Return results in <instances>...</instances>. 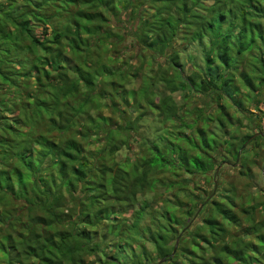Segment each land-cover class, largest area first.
<instances>
[{
	"label": "trees",
	"instance_id": "1",
	"mask_svg": "<svg viewBox=\"0 0 264 264\" xmlns=\"http://www.w3.org/2000/svg\"><path fill=\"white\" fill-rule=\"evenodd\" d=\"M262 19L264 0H0V264H264V203L215 184L264 163ZM153 186L187 193L153 208Z\"/></svg>",
	"mask_w": 264,
	"mask_h": 264
},
{
	"label": "rangeland",
	"instance_id": "2",
	"mask_svg": "<svg viewBox=\"0 0 264 264\" xmlns=\"http://www.w3.org/2000/svg\"><path fill=\"white\" fill-rule=\"evenodd\" d=\"M262 21L264 22V19H262ZM128 42L130 41L129 39L127 40ZM176 101L181 104L182 100L180 95H175ZM264 109V108H262ZM262 127L264 129V123L262 124ZM138 149H136L137 151ZM136 155V152H134ZM135 155L133 154V156L131 158H135ZM262 157H264V148H263V152L260 155ZM251 158V155H250ZM118 159L120 161H123L125 159V154L121 153L118 156ZM130 159V158H129ZM263 164L261 158H257L256 159V165L252 167V170L250 172V176L249 178H242L239 176V171L237 168H230L227 166L224 167L223 172L221 173V177L217 178L215 180V184H218V182L221 185H229L230 183H232V185H234L235 187H237L238 189V193L239 196L240 194H242L241 196L243 197H247V194H254L255 197L257 198L258 201H260L262 204L264 203V198H263V189H264V169H263ZM217 174V173H216ZM203 181H205L204 178H201L200 182L201 184H203ZM209 185L206 184V190L209 189ZM187 192H176L173 194V192H163V188L160 186H153L152 189L147 192L145 195L149 198V200L152 202L153 208H158L163 204V200L164 199H168L169 200V205H171L172 208L177 210V204L175 202V196L177 198H181V201H184L183 197L184 195H186ZM237 199V198H236ZM244 200V198H243ZM237 202H239V200H236ZM244 205H247L248 203L243 202ZM182 212H177V216L178 217H182L181 216ZM264 219V214L260 215V214H256V219H258L259 221L261 219ZM129 219V218H127ZM199 219H197V214L193 216L192 220L189 222V228L191 227V225L195 222H197ZM142 225L147 226V224L149 223L148 218H145L142 222ZM178 242L179 240H177V245L176 248L178 246ZM186 244V241H185ZM145 248H146V253L149 254L151 252V247L149 245L145 244ZM139 247L136 249L138 250ZM197 255H200V252L196 251ZM93 261L92 258L89 259V262Z\"/></svg>",
	"mask_w": 264,
	"mask_h": 264
},
{
	"label": "water",
	"instance_id": "3",
	"mask_svg": "<svg viewBox=\"0 0 264 264\" xmlns=\"http://www.w3.org/2000/svg\"><path fill=\"white\" fill-rule=\"evenodd\" d=\"M260 135H262V134H260ZM222 166V165H221ZM217 173V172H216ZM176 244H177V241H176ZM176 244H175V247H174V249L176 248ZM162 262V261H161Z\"/></svg>",
	"mask_w": 264,
	"mask_h": 264
}]
</instances>
